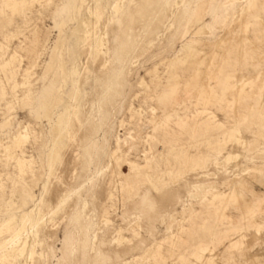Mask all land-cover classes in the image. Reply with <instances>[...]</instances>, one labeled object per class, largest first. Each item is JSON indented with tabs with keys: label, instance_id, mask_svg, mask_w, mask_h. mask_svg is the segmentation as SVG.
I'll return each instance as SVG.
<instances>
[{
	"label": "rangeland",
	"instance_id": "obj_1",
	"mask_svg": "<svg viewBox=\"0 0 264 264\" xmlns=\"http://www.w3.org/2000/svg\"><path fill=\"white\" fill-rule=\"evenodd\" d=\"M98 1L0 0V264H264V0Z\"/></svg>",
	"mask_w": 264,
	"mask_h": 264
},
{
	"label": "bare ground",
	"instance_id": "obj_2",
	"mask_svg": "<svg viewBox=\"0 0 264 264\" xmlns=\"http://www.w3.org/2000/svg\"><path fill=\"white\" fill-rule=\"evenodd\" d=\"M16 2V1H15ZM79 2V1H78ZM100 1H98V6H97V9H96V15L98 16V18H103L104 16L105 17H108V18H111L110 16H109V12H111V11H113V13H115V14H117L120 10H121V8H122V4H123V0H115V2L110 6V7H108V5H100V3H99ZM256 2H257V0H256ZM12 3V2H11ZM16 4H18V3H16ZM246 6H248V8L246 7V9H249V10H251V9H254V7H255V2H254V0H247V2H246ZM70 5V4H69ZM245 6V5H244ZM12 7V6H11ZM18 7V6H17ZM81 7H83V4L80 6V8ZM15 8V7H14ZM79 8V7H78ZM78 8H76V10L78 9ZM89 9H91V8H89ZM241 10V9H240ZM249 10H248V12H249ZM244 11V10H243ZM88 13H89V10L87 11ZM90 12H91V10H90ZM246 12V11H245ZM95 13V12H94ZM245 14V13H244ZM89 15V14H88ZM91 15V14H90ZM246 15V14H245ZM69 16V15H68ZM241 17H242V15H241ZM83 21V20H82ZM80 22V21H79ZM84 24L86 23V22H83ZM79 25H80V23H79ZM87 26H89L88 25V23L86 24ZM83 26H85V25H80L79 26V28L80 27H83ZM86 27V26H85ZM89 28V27H88ZM87 31V30H86ZM88 32V31H87ZM86 35H88V34H86ZM105 37H106V34H99V33H97V35H96V46H97V48L99 49V50H101V46H103L104 44H105ZM84 38V37H83ZM87 39V38H86ZM89 40V39H88ZM88 40H86V42L88 41ZM83 41H84V39H83ZM96 46H95V48H96ZM92 49V48H91ZM97 49V50H98ZM13 59V58H12ZM116 60H119V55L117 56V58L115 59V61ZM14 61H15V59H14ZM13 63H11V65H12ZM7 66V65H6ZM13 67V66H12ZM76 69V68H75ZM74 69V70H75ZM76 71V70H75ZM241 90V89H240ZM239 90V91H240ZM76 91V90H75ZM243 90H241L240 92H242ZM74 93V92H73ZM207 93V92H206ZM211 93V92H210ZM75 98V97H74ZM69 104V103H68ZM66 105V104H65ZM43 106V105H42ZM47 106V105H46ZM77 106V105H76ZM73 107V106H72ZM43 108V107H42ZM75 108V107H74ZM44 110L46 111V113L47 114H49V111H51V110H49V108L48 107H44ZM65 110H67V109H65ZM80 111V110H79ZM71 115V114H70ZM78 115V114H77ZM76 115V116H77ZM24 132V131H23ZM20 137V136H19ZM24 137V136H23ZM21 138H22V136H21ZM18 139V138H17ZM26 138H24V140H25ZM59 139V138H58ZM57 139V140H58ZM20 140V139H19ZM56 140V139H55ZM22 143V142H21ZM56 143H57V141H56ZM55 145V144H54ZM17 146V145H16ZM20 145L18 144V147H19ZM7 151V150H6ZM236 155V154H235ZM230 157V156H229ZM232 159L233 158H235V156H233L232 155V157H231ZM236 158H237V156H236ZM227 159V158H226ZM233 161V160H232ZM200 188V187H199ZM198 188V189H199ZM234 188V187H233ZM234 192V193H233ZM233 192H231V193H233V196H238V194L236 193V191L234 190ZM194 197V196H193ZM28 215V214H27ZM30 216V215H29ZM15 217V216H14ZM13 217V218H14ZM14 220V219H13ZM23 220V219H22ZM15 221V220H14ZM37 221V220H36ZM6 222H8V221H6ZM32 222V221H31ZM23 223V222H22ZM30 223V222H29ZM35 223V222H34ZM7 224V223H6ZM9 224V223H8ZM24 224H25V222H24ZM28 224V223H27ZM39 224V223H38ZM22 225V224H21ZM3 226H4V224H3ZM5 227V226H4ZM25 225H22L18 230H17V236H21L22 235V233L25 231ZM5 229V228H4ZM0 230H1V228H0ZM16 232V231H15ZM2 233V232H1ZM1 233H0V236H1ZM27 233V232H26ZM15 235V234H14ZM27 235V234H26ZM14 237V236H13ZM15 237H16V235H15ZM24 239V238H23ZM25 240H26V238H25ZM30 240V239H29ZM19 241V240H18ZM8 242H10L9 240H8ZM18 243V242H17ZM20 244V243H19ZM23 244H24V242H23ZM26 244V243H25ZM36 245V244H35ZM18 246V245H17ZM29 246V245H28ZM32 246H33V244H32ZM1 247V246H0ZM26 247V246H25ZM6 248V247H5ZM33 248H31V250H32ZM6 251V250H5ZM14 251H16V250H14ZM24 251V248H21V249H19V252H16L17 254L18 253H22ZM32 252V251H31ZM203 252V251H202ZM12 253H14V252H12ZM23 253H25V252H23ZM203 254V253H202ZM22 255V254H21ZM205 255V254H204ZM4 256V255H3ZM19 256V255H18ZM23 256V255H22ZM22 256H19L20 258L22 257ZM6 257V256H5ZM11 257H13V256H11ZM18 258V257H17ZM19 261V260H18ZM21 264V263H20Z\"/></svg>",
	"mask_w": 264,
	"mask_h": 264
}]
</instances>
